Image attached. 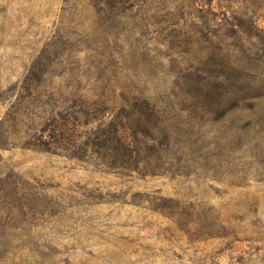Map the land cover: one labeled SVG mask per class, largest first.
I'll list each match as a JSON object with an SVG mask.
<instances>
[{
  "label": "rangeland",
  "instance_id": "obj_1",
  "mask_svg": "<svg viewBox=\"0 0 264 264\" xmlns=\"http://www.w3.org/2000/svg\"><path fill=\"white\" fill-rule=\"evenodd\" d=\"M0 264H264V0H0Z\"/></svg>",
  "mask_w": 264,
  "mask_h": 264
},
{
  "label": "trees",
  "instance_id": "obj_2",
  "mask_svg": "<svg viewBox=\"0 0 264 264\" xmlns=\"http://www.w3.org/2000/svg\"><path fill=\"white\" fill-rule=\"evenodd\" d=\"M126 142H124V144H125ZM126 145V147L127 148H131V146H130V144L128 143V144H125ZM127 148H125V149H127Z\"/></svg>",
  "mask_w": 264,
  "mask_h": 264
}]
</instances>
